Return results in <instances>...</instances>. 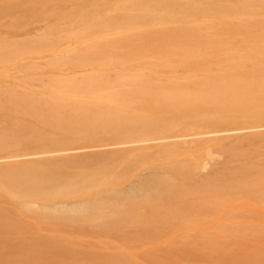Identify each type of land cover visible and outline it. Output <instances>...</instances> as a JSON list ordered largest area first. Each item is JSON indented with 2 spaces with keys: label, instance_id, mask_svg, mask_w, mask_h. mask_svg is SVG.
<instances>
[{
  "label": "bare ground",
  "instance_id": "1",
  "mask_svg": "<svg viewBox=\"0 0 264 264\" xmlns=\"http://www.w3.org/2000/svg\"><path fill=\"white\" fill-rule=\"evenodd\" d=\"M123 11L0 44V264H264V0Z\"/></svg>",
  "mask_w": 264,
  "mask_h": 264
},
{
  "label": "rangeland",
  "instance_id": "2",
  "mask_svg": "<svg viewBox=\"0 0 264 264\" xmlns=\"http://www.w3.org/2000/svg\"><path fill=\"white\" fill-rule=\"evenodd\" d=\"M147 1L148 0H0V44L13 47L16 50L12 51L13 53H41L40 50L44 43V40H42L43 37L91 38L94 36H106L107 34L105 33L98 35L96 30L91 29V26L97 23L102 25L109 20L110 17L120 16V14L124 12L123 8L129 10L145 6ZM28 36L31 38H27ZM27 45L29 48L25 49ZM37 61L43 60L39 59ZM71 67L72 66H68V69ZM22 76V73L18 75L14 74L9 84L19 85L25 83L22 80ZM74 122L82 125V120ZM218 155L219 154H216L212 157L213 159L211 158L212 165H214V163H222L225 160L224 155ZM141 165L142 164L138 163H132L130 165L123 164V173L129 176L134 175ZM211 170L208 167V171H203V173L206 175L210 174ZM12 222L16 226V229L21 227L17 221ZM76 235L77 233L74 234V238H76ZM128 245L132 246H128L129 250L126 252L131 253L130 249L139 248V246H134L133 243ZM134 252L135 254H140L138 251ZM35 259L36 260H33V264H44L43 261L37 258ZM126 259H130V256L128 255ZM138 260L143 261L141 257L138 258ZM54 263L63 264L61 260H55ZM6 264H11V262Z\"/></svg>",
  "mask_w": 264,
  "mask_h": 264
}]
</instances>
